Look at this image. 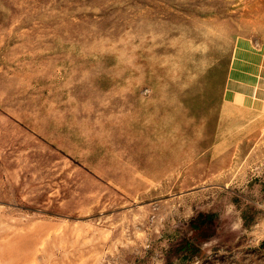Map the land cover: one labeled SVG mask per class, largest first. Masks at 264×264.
I'll return each mask as SVG.
<instances>
[{
    "label": "rangeland",
    "instance_id": "374dc122",
    "mask_svg": "<svg viewBox=\"0 0 264 264\" xmlns=\"http://www.w3.org/2000/svg\"><path fill=\"white\" fill-rule=\"evenodd\" d=\"M239 49L264 0H0V264H264Z\"/></svg>",
    "mask_w": 264,
    "mask_h": 264
},
{
    "label": "crops",
    "instance_id": "0c3cea01",
    "mask_svg": "<svg viewBox=\"0 0 264 264\" xmlns=\"http://www.w3.org/2000/svg\"><path fill=\"white\" fill-rule=\"evenodd\" d=\"M241 49H245L240 47ZM263 53L258 51H244L240 50L237 53V57L233 60V76L231 77V82L227 85L223 104L221 106V112L223 111L222 118H233L232 109L245 107L248 104L249 98L262 99L264 94H255L254 89L250 87H242V81L251 83V87H255V84L263 82L261 79L262 65H263ZM245 76L246 80H241L240 77ZM260 77V78H259ZM254 93V95L252 93ZM227 109V110H226ZM229 109V114H228ZM231 109V110H230ZM216 145V144H215ZM213 148L212 150H214Z\"/></svg>",
    "mask_w": 264,
    "mask_h": 264
}]
</instances>
